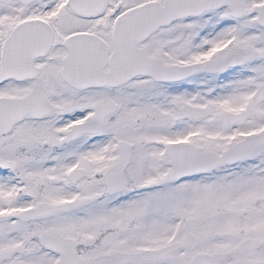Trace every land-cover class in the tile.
Wrapping results in <instances>:
<instances>
[{
    "label": "snow or ice",
    "instance_id": "snow-or-ice-1",
    "mask_svg": "<svg viewBox=\"0 0 264 264\" xmlns=\"http://www.w3.org/2000/svg\"><path fill=\"white\" fill-rule=\"evenodd\" d=\"M0 264H264V0H0Z\"/></svg>",
    "mask_w": 264,
    "mask_h": 264
}]
</instances>
